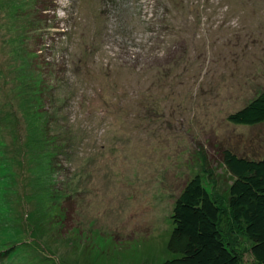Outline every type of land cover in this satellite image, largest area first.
<instances>
[{"label":"rangeland","instance_id":"rangeland-1","mask_svg":"<svg viewBox=\"0 0 264 264\" xmlns=\"http://www.w3.org/2000/svg\"><path fill=\"white\" fill-rule=\"evenodd\" d=\"M263 90L264 0H0V264H163L195 176L230 232Z\"/></svg>","mask_w":264,"mask_h":264},{"label":"trees","instance_id":"trees-1","mask_svg":"<svg viewBox=\"0 0 264 264\" xmlns=\"http://www.w3.org/2000/svg\"><path fill=\"white\" fill-rule=\"evenodd\" d=\"M228 118L247 126L263 123L264 90ZM224 161L235 177L230 232L221 225L222 206L195 176L177 196L172 214V238L183 243L181 253L163 264H264V155L250 158L226 149ZM240 234L253 242L248 263L232 239Z\"/></svg>","mask_w":264,"mask_h":264}]
</instances>
